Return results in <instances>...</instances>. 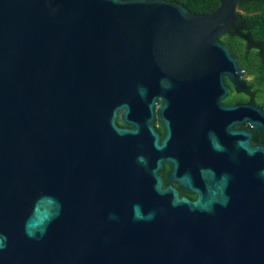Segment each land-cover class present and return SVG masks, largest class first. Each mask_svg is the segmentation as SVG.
<instances>
[{
	"label": "water",
	"instance_id": "water-1",
	"mask_svg": "<svg viewBox=\"0 0 264 264\" xmlns=\"http://www.w3.org/2000/svg\"><path fill=\"white\" fill-rule=\"evenodd\" d=\"M218 1L0 0V264H264L263 148L195 202L159 176V81L247 89Z\"/></svg>",
	"mask_w": 264,
	"mask_h": 264
},
{
	"label": "flooded vegetation",
	"instance_id": "flooded-vegetation-1",
	"mask_svg": "<svg viewBox=\"0 0 264 264\" xmlns=\"http://www.w3.org/2000/svg\"><path fill=\"white\" fill-rule=\"evenodd\" d=\"M229 41L238 49H232ZM217 42L225 45L237 60L247 89L241 90L224 76L221 82L206 84L159 81L154 93L152 126L159 148L156 155L163 159L159 176L163 188H173L190 202H195L199 192L215 180L227 176L234 182L240 164H250L239 160L242 141L264 149V135L258 129L264 124V96L257 89L254 75H249L241 64L247 53L254 62L262 60L260 44L236 25L219 36ZM248 76L253 80L249 81ZM123 112L117 111L116 125L132 129L123 122ZM242 132L248 136H242ZM183 178L189 179L190 184L184 185Z\"/></svg>",
	"mask_w": 264,
	"mask_h": 264
},
{
	"label": "trees",
	"instance_id": "trees-1",
	"mask_svg": "<svg viewBox=\"0 0 264 264\" xmlns=\"http://www.w3.org/2000/svg\"><path fill=\"white\" fill-rule=\"evenodd\" d=\"M179 3L190 13L204 15L211 13L219 7L218 0H166ZM235 25L241 26L244 32L249 33L255 43L260 44L261 61H257L258 66L252 64L251 54L247 53L241 62L242 69L247 70L249 75H254V81L260 88L264 87V0H239V8L236 14ZM232 37L230 40L232 41ZM231 41L229 44L231 45ZM236 49L237 46H230ZM238 49V48H237ZM259 57V56H258Z\"/></svg>",
	"mask_w": 264,
	"mask_h": 264
},
{
	"label": "rangeland",
	"instance_id": "rangeland-1",
	"mask_svg": "<svg viewBox=\"0 0 264 264\" xmlns=\"http://www.w3.org/2000/svg\"><path fill=\"white\" fill-rule=\"evenodd\" d=\"M252 61V64L253 65H255L254 67L256 68V66H258V64H257V62H254L253 60H251ZM248 80L249 81H252L253 80V77L252 76H248ZM257 84V83H256ZM257 88V87H256ZM257 89H260V90H262V96H264V87L261 89L260 87H258Z\"/></svg>",
	"mask_w": 264,
	"mask_h": 264
}]
</instances>
